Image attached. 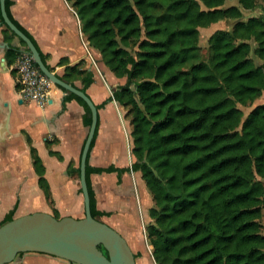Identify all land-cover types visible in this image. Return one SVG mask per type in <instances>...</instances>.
<instances>
[{
  "label": "trees",
  "instance_id": "trees-1",
  "mask_svg": "<svg viewBox=\"0 0 264 264\" xmlns=\"http://www.w3.org/2000/svg\"><path fill=\"white\" fill-rule=\"evenodd\" d=\"M68 1L89 45L125 77L111 97L125 107L130 123L133 159L122 168L89 163L96 126L85 168L91 214H109L96 206L91 173L139 171L153 201L146 238L157 264H264V100L256 102L264 95V0ZM10 3L5 0L9 17L45 62ZM255 8L259 16L211 32L208 60L201 59V27ZM4 30L14 34L6 25ZM19 52L10 44L6 56L13 61ZM61 78L85 92L93 80L83 60L66 65ZM70 98L83 105L88 126L89 107L68 92L63 105ZM241 106L249 107L245 115ZM29 150L38 184L51 199L44 165L32 145ZM75 172L79 178V166ZM53 215L60 217L55 208Z\"/></svg>",
  "mask_w": 264,
  "mask_h": 264
},
{
  "label": "crops",
  "instance_id": "crops-1",
  "mask_svg": "<svg viewBox=\"0 0 264 264\" xmlns=\"http://www.w3.org/2000/svg\"><path fill=\"white\" fill-rule=\"evenodd\" d=\"M236 1L229 0L227 4H236ZM9 9L13 18L33 36L45 62L55 73L61 76L66 65L83 60V67L91 70L93 77L86 93L95 104L109 98L97 108V132L89 152V163L99 167H130L133 156L129 119L125 107L111 97L125 77L116 76L102 61L100 52L89 45L71 3L68 0H11ZM229 20H219L208 27H214L213 32L223 28L220 22ZM3 23L0 15V221L13 207L14 217L37 210L53 214L54 208L60 216L82 217L83 196L75 169L79 166L88 130L83 121L84 107L76 98L66 100L63 105L66 92L54 83L43 106L21 98L13 68L17 56L12 61L6 51L10 44L19 45L21 51H25V44L12 30L13 35L5 31ZM227 25L224 28L230 23ZM74 82L82 85L79 77ZM30 145L44 165L51 199H46L38 184ZM90 181L97 208L109 212L101 215L100 220L124 236L136 254V264H153L140 225L148 199L139 172H93ZM262 246L264 248V242ZM5 264L78 263L43 252L25 251Z\"/></svg>",
  "mask_w": 264,
  "mask_h": 264
},
{
  "label": "water",
  "instance_id": "water-1",
  "mask_svg": "<svg viewBox=\"0 0 264 264\" xmlns=\"http://www.w3.org/2000/svg\"><path fill=\"white\" fill-rule=\"evenodd\" d=\"M0 15L5 25L25 43L27 52L38 71L67 93L82 99L90 110L88 125L79 159V182L83 196L84 216L55 215L42 210L12 217L0 225V264L12 261L20 252L37 251L78 264H136L134 252L124 236L106 222L94 217L86 181L87 154L98 121L97 107L91 97L77 86L63 80L49 69L31 38L9 17L5 0H0ZM259 16L257 8L242 10L229 20L230 25ZM102 245L107 254L99 247Z\"/></svg>",
  "mask_w": 264,
  "mask_h": 264
},
{
  "label": "built area",
  "instance_id": "built-area-1",
  "mask_svg": "<svg viewBox=\"0 0 264 264\" xmlns=\"http://www.w3.org/2000/svg\"><path fill=\"white\" fill-rule=\"evenodd\" d=\"M94 63L93 59L91 58ZM20 96L26 102H35L40 106L47 103L49 98L50 86L52 81L44 74L38 71L31 56L21 51L17 55L14 66ZM134 190H137L134 184ZM136 187V188H135Z\"/></svg>",
  "mask_w": 264,
  "mask_h": 264
},
{
  "label": "rangeland",
  "instance_id": "rangeland-1",
  "mask_svg": "<svg viewBox=\"0 0 264 264\" xmlns=\"http://www.w3.org/2000/svg\"><path fill=\"white\" fill-rule=\"evenodd\" d=\"M227 22H229V21H226V22H220V23H219V26L224 28V27L227 25ZM227 26H228V25H227ZM213 28H214V27H207V28H203V27H202V28L199 29V30H200L199 44H200V46H201V59H203L204 61H207V60H208L209 51H208L207 38H208L209 34L212 32ZM251 57H252L253 59H255L256 61H259V59H258L254 54H251ZM263 98H264V96H262L261 99H263ZM261 99L259 98L258 100H256V102H257V101H260ZM241 108H242V110H243V112H244V115H245V114L247 113L249 107H247V106H241ZM137 172H139V171H137ZM139 174H140V172H139ZM140 177H141V175H140ZM133 186H134V185H133ZM137 186H138V185H137ZM135 188H136V187H135ZM138 188H139V187H138ZM145 190H146V196H147V199H148L147 202H146V204H148V206H147V209H148V207H150V206L153 204V201H152L151 194H150V192L148 191V189H147L146 186H145ZM137 203H138V202H137ZM146 211H147V210H146ZM146 211L143 210V212H142V218H140V225H141L142 231H143V233H144V243H145V246H146V248H147V250H148V252H149V254H150L151 260L153 261V264H157V263L155 262L153 256H152V246H151V244L148 243V240H147V238H146V225H147V223H148V221H149V216H148V214H147ZM100 217H101V216H99V218H100ZM144 218H146V219L144 220ZM261 221L264 222V215H263V217L261 218ZM263 231H264V228H263ZM135 257H136V256H135Z\"/></svg>",
  "mask_w": 264,
  "mask_h": 264
}]
</instances>
